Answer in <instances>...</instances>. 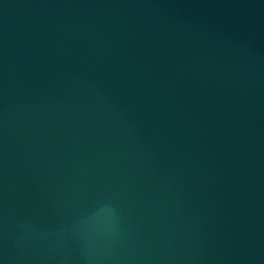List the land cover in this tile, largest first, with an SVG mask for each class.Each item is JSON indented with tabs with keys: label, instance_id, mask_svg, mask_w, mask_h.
<instances>
[{
	"label": "water",
	"instance_id": "95a60500",
	"mask_svg": "<svg viewBox=\"0 0 264 264\" xmlns=\"http://www.w3.org/2000/svg\"><path fill=\"white\" fill-rule=\"evenodd\" d=\"M0 264H264V0H0Z\"/></svg>",
	"mask_w": 264,
	"mask_h": 264
}]
</instances>
